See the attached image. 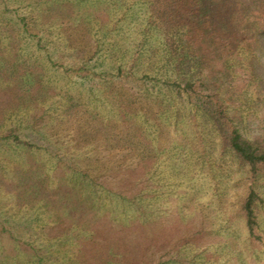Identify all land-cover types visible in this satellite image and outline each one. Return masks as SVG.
Instances as JSON below:
<instances>
[{
    "label": "rangeland",
    "instance_id": "1",
    "mask_svg": "<svg viewBox=\"0 0 264 264\" xmlns=\"http://www.w3.org/2000/svg\"><path fill=\"white\" fill-rule=\"evenodd\" d=\"M149 15L143 0H0V135L16 128L26 141L0 144V221L24 237L22 252L46 247L66 232L63 206L77 196L70 176L88 169L99 187L147 193L144 221L91 206L84 219L98 221L105 253L264 264V170L253 176L191 104L156 82L168 57ZM134 62L135 76L116 75ZM81 66L88 73L70 70ZM247 75L239 70L236 82ZM232 110L241 131L263 142L264 87L263 99ZM251 189L260 197L254 234L242 209ZM79 243L62 248L84 264L80 247L92 244ZM17 253L8 248L12 263L26 264Z\"/></svg>",
    "mask_w": 264,
    "mask_h": 264
},
{
    "label": "trees",
    "instance_id": "2",
    "mask_svg": "<svg viewBox=\"0 0 264 264\" xmlns=\"http://www.w3.org/2000/svg\"><path fill=\"white\" fill-rule=\"evenodd\" d=\"M143 2L147 4L150 12V26L163 36L164 49L168 57L167 71L162 75L163 78L156 77V82H162L191 104L194 112L201 114L210 123V129L218 135L222 149L232 151L249 167L253 176L257 175L264 170V141L252 140L241 131L232 114V107L236 103L241 105L252 97L263 99L264 0H143ZM135 67V62L130 68L119 65L116 75L120 78L133 77ZM242 69L248 71V75L241 84H238L235 75ZM70 70L83 73L89 71L85 66ZM4 140L7 143H26L16 132V128L1 134L0 144ZM70 183L71 191L77 196L74 206H70L71 202L66 199L64 210L62 209L65 211L64 216L69 219L61 221L67 225L66 232L62 236L52 238L51 244H47L46 247L40 249L31 247L32 249H25L24 253L22 252L24 237L16 236L12 231L15 226L7 228L6 222L2 220L0 264H18L12 263L9 259L7 254L9 247L19 250L15 258L27 255L28 264H82L69 259L67 251L62 248L67 244H78L82 240H88L92 244L89 249H86V244L80 247L82 258L88 262L84 261V264L89 262L157 264L149 252H144L142 257L139 254L136 256L124 254L122 259H118L113 252L105 253L98 239L100 235L104 236V233L97 235L95 232L99 231L95 229L98 221L93 222L92 218L84 219L92 207H95L96 211L102 210L101 213H105L104 209L108 207L113 220H119L118 216L123 217L124 222L128 219L147 220L148 212L141 205L147 194L146 189L129 198L114 190L99 187L90 170L78 168L70 176ZM259 198V194L251 189L242 205L246 225L251 234H254L258 225L255 208ZM77 206L82 209L75 211ZM53 240L57 243L55 249H58L55 259Z\"/></svg>",
    "mask_w": 264,
    "mask_h": 264
}]
</instances>
